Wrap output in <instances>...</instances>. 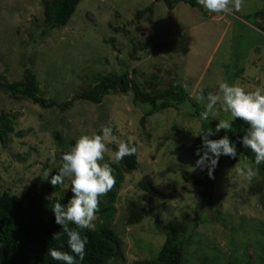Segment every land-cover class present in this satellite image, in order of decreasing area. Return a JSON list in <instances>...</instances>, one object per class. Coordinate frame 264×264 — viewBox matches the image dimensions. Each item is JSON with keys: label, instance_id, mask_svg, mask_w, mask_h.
<instances>
[{"label": "rangeland", "instance_id": "obj_1", "mask_svg": "<svg viewBox=\"0 0 264 264\" xmlns=\"http://www.w3.org/2000/svg\"><path fill=\"white\" fill-rule=\"evenodd\" d=\"M152 3V14L136 17ZM26 67L37 74L41 96L72 104L46 109L0 89V121L7 115L13 125L0 141V194L23 198L41 193L40 176L57 163L59 151H69L83 134L111 126L104 162L131 137L138 147V168L126 174L110 223L122 241L123 256L108 264H140L156 257L167 240L160 225L171 219L188 223L182 264H264V176L259 167L243 153L221 156L210 201L201 186L183 177L184 171L197 177L204 171L194 167L202 146L193 143L202 119L190 101L148 116L143 125L141 117L150 105L136 102L132 88L124 93L111 89L99 103L76 97L102 76L125 72L152 96L172 83L192 97L201 90L205 97L222 96L221 82L249 91L264 87V0H242L240 10L231 13H210L184 1L170 8L163 0H81L69 22L52 29L45 24L42 0H0V76L20 81ZM213 112L218 122L230 119L219 102ZM245 166L256 170L251 180L237 172ZM146 176L163 193L152 211L139 186ZM70 192L68 177L61 191L46 196L66 205ZM132 202L145 211L134 224L128 222ZM95 217L92 228L102 224L97 211Z\"/></svg>", "mask_w": 264, "mask_h": 264}, {"label": "trees", "instance_id": "obj_2", "mask_svg": "<svg viewBox=\"0 0 264 264\" xmlns=\"http://www.w3.org/2000/svg\"><path fill=\"white\" fill-rule=\"evenodd\" d=\"M163 1L170 8H174L181 1L193 7L199 5L198 0ZM80 2L81 0H42L47 28L52 29L66 25ZM153 12L154 3L138 10L136 17L141 18L146 13L152 14ZM148 19L152 20V17L150 16ZM242 70L243 68H240V71ZM129 88L135 91L136 102L150 105L141 117L143 125L148 116L165 108H177L188 100L195 108V115L202 119L200 132L194 139L193 144L195 146H202V137L200 135L202 131L212 130L214 134L209 137L210 139H219L226 134L224 129L215 132L216 125L219 123L216 118L211 116L207 119L202 118L201 113L204 111V107L199 105L194 97L190 96L184 86L179 83H172L166 91L157 92L156 96H152L151 93L145 92L136 81L131 80L128 72H125L121 75L102 76L98 85L78 93L76 97L99 103L102 102L111 89H117L124 93ZM0 89L6 90L15 96L28 98L42 108H52L59 104L53 99L41 96L37 74L30 67L25 68L23 79L20 81H10L5 76H0ZM71 104L72 101L69 100L59 104V106L64 110ZM248 127L247 122L241 118H236L232 121V128L227 130V135L230 140L236 142L237 152L243 153L254 163L255 154L250 148H244L239 142ZM12 131V120L7 115L2 116L0 121V141L4 142L8 133ZM56 137L61 144L60 132H56ZM67 151L64 149L59 151L56 155L57 163L47 167V170H52L53 175L59 171L58 165L61 156ZM221 162L222 158L220 157L211 177L206 169L199 177L189 171H184L183 177L185 180L193 181L201 186L205 198L210 201L212 188L214 187ZM108 163L114 170L115 183L109 192L99 197L97 213L102 220V224L98 227L80 230L88 238L85 256L82 261L68 248V237L63 232L62 225L55 222V215L52 211L53 203L46 196L48 193L61 191V184L54 187L49 180L43 179L41 193L28 192L23 198H18L9 192L0 194V264H62V262L54 261L48 255L50 248H56L73 255L75 264H108L111 260L122 257V241L111 228L110 223L116 213L119 190L125 181L126 174L138 168L137 152L132 156H125L119 163H112L111 161ZM258 167L264 176V163L258 165ZM49 179H51V176H49ZM139 186L146 191V201L149 204V211H152L155 199L162 197L163 193L154 185L149 176L142 179L139 182ZM72 196L73 193L71 191L68 198L71 199ZM144 215L145 211L141 209L137 202L130 203L128 212L129 223L140 222ZM161 225L160 227L167 234L165 244L156 257L144 260L140 264H182L184 256L183 235L188 230V223L184 220L171 219ZM69 227L76 228L71 223Z\"/></svg>", "mask_w": 264, "mask_h": 264}, {"label": "clouds", "instance_id": "obj_3", "mask_svg": "<svg viewBox=\"0 0 264 264\" xmlns=\"http://www.w3.org/2000/svg\"><path fill=\"white\" fill-rule=\"evenodd\" d=\"M198 3L210 13H231L240 10L242 0H198ZM219 89L222 96L209 93L205 97L201 90L200 94L194 97L196 102L204 107L201 113L203 119H207L210 113L216 118L213 109L218 102L224 112L230 113V119H219L215 128V132L226 130L223 137L210 139L209 137L214 134L212 130L200 133L202 147L196 150L198 159L194 167L206 169L210 177L221 156L237 157L236 142L230 140L227 135V130L232 128V121L236 118L243 119L249 125L239 142L244 148L252 150L257 166L264 163V87L249 91L239 84L221 82ZM112 136L111 126H102L99 134L81 135L70 150L62 154L58 165L59 171L53 175L52 170L48 169L40 176L44 180H49L54 187L63 184L65 178H71L72 198L66 205L57 201L52 205V211L55 222L62 225L63 232L68 237V248L81 261L85 256L88 238L80 230L91 228L96 218L99 197L109 192L115 183L113 168L110 163L104 162L106 145ZM136 152V143L129 137L127 142L118 144L117 151L110 159L112 163H119L125 156H132ZM237 172L247 180L256 175V170L251 166L238 168ZM70 223L76 228H70ZM48 255L62 264H75L73 255L59 249L50 248Z\"/></svg>", "mask_w": 264, "mask_h": 264}]
</instances>
